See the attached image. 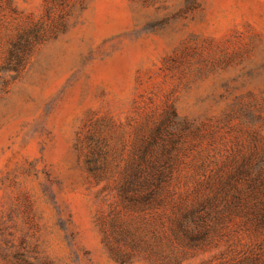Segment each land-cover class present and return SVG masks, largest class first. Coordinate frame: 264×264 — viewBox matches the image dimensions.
I'll use <instances>...</instances> for the list:
<instances>
[{
	"label": "rangeland",
	"instance_id": "1",
	"mask_svg": "<svg viewBox=\"0 0 264 264\" xmlns=\"http://www.w3.org/2000/svg\"><path fill=\"white\" fill-rule=\"evenodd\" d=\"M34 25L44 38L25 66L2 69L7 40ZM170 104L194 121L190 158L218 166L264 136V0H0V264H163L122 242L120 260L105 229L116 218L171 253L169 210L127 209L115 189ZM88 143H103L108 161L98 180ZM190 173L179 189L193 188ZM242 213L226 210L219 234L176 264L264 250V226Z\"/></svg>",
	"mask_w": 264,
	"mask_h": 264
},
{
	"label": "trees",
	"instance_id": "2",
	"mask_svg": "<svg viewBox=\"0 0 264 264\" xmlns=\"http://www.w3.org/2000/svg\"><path fill=\"white\" fill-rule=\"evenodd\" d=\"M43 38L41 26L20 30L7 40L1 68L18 72L25 66L33 45ZM195 134L194 121L179 115L171 104L142 131L115 189L127 209L169 210L171 238L166 248L171 253L161 254L156 234L152 244L112 217L105 229L106 239L120 260L129 258V254L118 248L122 242L130 249L149 250V254L163 264H176L181 260L183 249L205 246L219 234V221L229 208L243 212L256 229L261 230L264 226V136L254 131L246 153L222 160L217 166L218 162L209 155L202 157L196 153L190 158L189 154L196 146ZM102 147L103 143L100 146L87 144L84 163L95 180L102 177L108 164ZM187 166L191 167L190 178L194 186L181 190L177 179ZM214 166L217 167L214 169ZM175 242L180 248L176 251ZM260 245L236 262L227 264H264V250Z\"/></svg>",
	"mask_w": 264,
	"mask_h": 264
}]
</instances>
